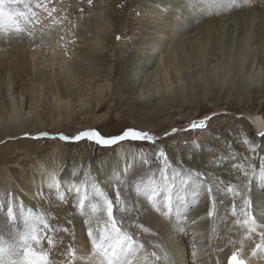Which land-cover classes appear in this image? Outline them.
I'll list each match as a JSON object with an SVG mask.
<instances>
[{"label":"rangeland","instance_id":"obj_1","mask_svg":"<svg viewBox=\"0 0 264 264\" xmlns=\"http://www.w3.org/2000/svg\"><path fill=\"white\" fill-rule=\"evenodd\" d=\"M28 2L34 5L37 0H28ZM43 2L47 4L48 8H55L56 11L49 15L47 12L34 9L38 13V20L32 23L19 19L17 21L19 26L28 31L22 34L15 33L7 20L4 22V27L0 28V40L3 38L6 44L13 45L11 50L15 51L14 53L22 55L30 49H44L48 57H50L49 54L56 55L52 62L48 58L46 62L42 63V60L38 64L36 74H34L35 87L32 86L31 89L27 82H22V85L21 82L13 81L11 93L20 100L21 96L27 98L28 92L40 88L45 93L52 91L60 98L62 95L61 85L64 87L67 85L66 88L74 95L75 101L74 104L72 103L71 109L61 105L47 122L43 120L42 124L41 121L38 122L41 124L40 131L37 130L38 132L33 134L32 131L36 130L30 128V134L10 136L11 138L8 137L0 142V150L8 153L7 159L0 161V170L10 171L13 177L10 178L9 188L0 179V192L3 193L1 197H4L0 199V210L4 209V212L0 211V264H3L1 263L3 261L4 264H11L14 259H17L16 252L19 251L22 233L33 234L37 231V234H41L45 238L47 235H51L48 234L45 224L42 225L41 219L35 214L44 216L39 207L46 200L55 203L58 199L50 196L52 192L45 194L42 191L40 195L31 198L29 193L21 191L19 184L21 180L18 176L22 177L23 175L22 167L19 164H11V162L17 156L25 157L26 155H29L26 156L28 157L27 162L36 159L47 163L51 161L59 163L56 171L51 170L53 172L59 170L57 172L59 175L54 180L60 182L58 184L62 187L60 189L70 193V196L69 194L65 195L66 199L73 198V202L67 206L68 214L71 216L64 217L60 211L55 213V216L53 215L51 219L47 220L46 224L50 227L65 229L71 224L76 239L79 236L80 227H83L86 234L89 226L93 230H99L107 221L105 200L111 199L114 204V218L118 222L123 221V223H118V227L131 235L139 244L144 245L140 255L143 257L145 254H149L148 264H156L150 256L153 252L161 257L169 256L173 264H186L189 259L193 261V251L197 253L196 264H212L213 261H209V259L211 260L210 256L215 247L218 249V245L223 248H228L230 245L236 246L231 243L233 234L230 233H234L232 221L237 215H232L233 206L237 205L236 197L240 196L233 195V192L239 190L242 195L243 192L245 193V200L251 202L247 208V212H250L251 215L255 211L253 209H256L254 198L256 193L258 196H262L255 191L252 179L246 182L243 171L239 173L232 168L235 164H241L244 151L251 153L252 172H259L257 169L260 170L261 159L264 158V136L261 135L264 133V7L262 6L264 0H253L251 6L246 5L244 0H236L238 6L221 8L218 9L219 12L212 6L216 12L213 11L210 14L207 13L205 6H202L204 4L202 0H172L171 6L166 7L176 10V14L173 13L169 17L171 21L168 22V26L173 28L176 34L175 32L170 34L172 39L163 53L164 56L157 54L156 64L147 72L142 69L143 64L147 61L146 56L151 52V48L157 43L155 42L157 38L155 30L151 29L165 24L162 21L163 17H158L155 13L152 14L155 5L151 4V0H91V2L89 0H43ZM163 5L165 4H159L156 9H161ZM23 9L24 5L21 4L13 5L10 10ZM8 10L6 7V11ZM205 12L211 17H216L217 14V19L224 20L223 22L227 26L223 31L222 41L216 36L215 38L208 36L210 38H207L209 45L201 58L200 52L196 48L195 33L186 29L194 22L198 26L204 24L205 21H202V18L206 16L209 18ZM164 15L166 16L167 13ZM189 17L193 19H188ZM198 28L196 27L194 30ZM153 31L154 33H151ZM248 38V42L243 43ZM8 51L0 46V53L7 54ZM167 51L174 58L178 68L182 70V75L184 74L186 77L184 81L186 90L179 95L181 97H170L163 102L162 110L155 109L151 107L152 105L148 107L147 111L155 109L153 110L155 112L167 113L165 117L173 125L171 132H168L167 135L158 136L155 133V127H153L157 123L153 124L149 130H143L140 120L130 114L127 100L131 104L132 94L143 92L146 83L153 81L156 74H163V69L169 67L170 63L166 58ZM61 56L70 58L68 62L69 74L66 76H63V71L60 70ZM197 56L199 57L197 58ZM199 58L202 60L197 62L199 67L196 68L194 66ZM192 72L197 74L196 78L193 77ZM254 74L262 79L247 93L242 91L240 94V89L238 92L237 88L232 87L240 81L241 77L251 78L255 76ZM223 77L227 82L224 83L223 88H220L218 84H215V80ZM206 81L210 83L211 89L204 94L201 90ZM229 82H233V85L230 86ZM102 84L107 88L105 101L101 100L96 90V87ZM191 86L194 87V90L191 89ZM1 90L0 98L3 100L5 93ZM85 94H88L90 104L83 108L77 101ZM120 99H123L122 104L118 102ZM100 100V104L97 105ZM25 101L24 109L29 107V103ZM2 104L0 102V107ZM101 106L104 107L99 112ZM215 106H218L217 109H222L221 115L214 114ZM253 114L255 115L253 116ZM100 115H107L104 122L96 120ZM196 117L201 118L198 120ZM200 120H205L206 126L203 129L191 130L192 123ZM235 121H240V123L237 124ZM90 123L93 124V128H86ZM76 128L80 131H75ZM128 128L148 132L154 136L155 142L142 143L124 140L115 146L102 147L86 139L79 142H65L58 138H46L41 135L47 133L49 137H58L59 135L74 137L81 131L98 130L105 137H113ZM232 132L236 137H233ZM223 134L226 136L228 134V136ZM36 137L40 138L36 139ZM230 138L232 140L229 142ZM235 139L238 141L235 142ZM172 140L174 145L171 144ZM21 141L30 144L29 146H32L33 150L39 149L40 152L23 153L22 149L26 145L19 144ZM124 149L127 150H125L127 153L124 152V154L130 157L133 163L137 162L136 168L130 173V176L133 173L135 177L130 179L128 191L124 190L122 184H110L111 182L98 177L100 174L104 175L108 164H114L115 152L124 151ZM217 149L222 152L216 154ZM226 149L232 155L223 156ZM209 152L211 155L207 159ZM212 155L213 158H211ZM130 158L128 162L131 161ZM221 158L225 159L221 160ZM89 161L90 163H88ZM87 163L90 168L85 170ZM20 164L22 165L23 162ZM203 164L206 169L200 171L199 166L201 168ZM64 173H67L70 178H77L76 175H78L80 181L73 185L64 182L61 179ZM123 176L129 175L125 173ZM123 176L119 182L125 181ZM233 181L236 184H233ZM242 181H245L246 184ZM229 188H233L232 193L229 192ZM165 189L170 191L172 196L170 212L166 207L167 192ZM209 189L212 190L211 195H209ZM53 190L54 188L51 189V191ZM153 190H156L158 195L150 198ZM117 191L121 195L119 203L116 202ZM63 198L64 196L59 200H61V204L65 205L69 199L63 202ZM81 201H83V209L79 206ZM173 206L180 208H173ZM237 210L236 207V213ZM173 211L182 213L181 217H173L171 213ZM73 212H79V220L75 221L74 218L77 217L73 216ZM65 218L69 220L65 222ZM182 221L187 223L185 228L190 231L189 233L195 234L188 237L190 240L183 239L179 232L171 229V224L177 227ZM36 224L40 227L34 231L33 227ZM227 226L230 230L219 233L222 228L225 229ZM198 233H200L199 237ZM253 235L257 237L256 233ZM45 238L44 242L41 240L40 246L34 245V249L37 252H48L50 258L53 256L51 255L52 250L48 251V248L45 250L43 247L45 244L48 246L47 238ZM253 244L254 242L251 243V245ZM49 260H58L57 264L62 262L57 256Z\"/></svg>","mask_w":264,"mask_h":264},{"label":"bare ground","instance_id":"obj_2","mask_svg":"<svg viewBox=\"0 0 264 264\" xmlns=\"http://www.w3.org/2000/svg\"><path fill=\"white\" fill-rule=\"evenodd\" d=\"M171 1L172 0H151V4L153 6L155 5V10H154V7H153L152 14L155 13V14L158 15V17H163L162 18V21L165 24L163 26H156L154 28L152 27V29H151V30H155V35H157V38H156L157 41L155 40V42H157V43H156V45L152 43L153 45H155V46H153V48H151V52L152 53L149 52L148 53L149 55L146 56L147 57V61L143 64L144 67L142 68V69L145 70V72H147L148 70H151L153 68L154 64H156V62H157V59L156 58L158 57L157 54H160V55H163L164 56L163 53H164V51H166V47L170 43V41L172 39L171 38L172 36H170V34H172V33L175 32L173 30V28H170L168 26V22L171 21V19L169 17L172 16L173 13L176 14L175 13L176 10H174V9L172 10V8L166 7L168 5L171 6V3H172ZM199 1H201V0H199ZM202 1L204 2L205 0H202ZM203 2H202V4H203ZM205 2H206V5H204ZM205 2H204V4L202 6H205V9L207 10V13H209V14L210 13H213V11H215L214 10L215 8L212 7L211 0H209L208 2L206 0ZM163 3L165 5L161 6V9L160 8L159 9H156V7L159 4H163ZM156 4H158V5H156ZM262 6L264 7V5H262ZM197 8H198V6H197ZM202 10H203V8H202ZM217 11H218V9H217ZM166 13H167V15L165 16L164 14H166ZM209 14H207V15L210 18L211 16ZM209 18H207V16L202 18V21H205V23L204 24H201L202 26L199 24L201 27L198 26L194 22V24L191 23L190 26H189V28L186 29L189 32H194L195 33V39L197 40V42H196V46L197 47L196 48L200 52V54H199L200 57L205 52L206 47H208L207 45H209L208 44L209 43V40L208 39H210V38H208V36H210L212 38L213 37L215 38V36H216L217 39H220L221 40L222 37H223V31L225 29V26H227V25H225V22H223L224 20L222 21V20H218L217 19V14H216V17L215 16H212L211 17L213 19H211V18L209 19ZM188 19H191L192 20L193 18L192 17H189ZM191 20H189V21H191ZM196 27L197 28L199 27V28L196 29V30H194ZM151 33H154V31L151 32ZM175 34H176V32H175ZM247 35H248V33H247ZM0 37H1V35H0ZM243 38H245V37H243ZM248 40H249V38L248 39H245L246 42H243V43H247ZM19 43H20V41H19ZM0 46H1V48H3L4 50H7V51H8V48H9V51L7 52V54L6 53L5 54L0 53V89H2L1 92L5 93V95L3 94V100L0 98L1 104L3 103L1 105V107H0V142H2L3 140H5L6 138H8L10 136L11 137H15L17 135L29 133V131L31 129H35L36 130V131H32L33 134L36 133V132H38L37 130L40 131V128H41L40 126L42 124V120L47 122L50 119V116H52L53 114H55L57 112V109L60 108L61 105L70 107V109H71V105L74 104V101H75L74 98L75 97H74V95L72 93L69 92L68 88H66L67 85H65V87H64V85H61L60 91L62 92V95L60 96V98L54 92L47 91L45 93L40 88L35 89V91L28 92L27 98L25 96H21V99L20 100H19V98H15L12 95V93H11L12 90H13V86H12L13 85V81H16L17 83L18 82H21V84H22V82H27L28 83L27 85L32 89V86H34V76H35L34 74H36L37 66L40 63V61L43 60L42 63H44V62H46V60L48 58H50L51 60H49V61L52 62L55 59L56 55L55 54H49L50 57H48L46 55V50H44V49L43 50H32V49H30L29 51H26L24 54L20 55V54H17V52L14 53L15 51H12L11 50L12 47H13V45L6 44L5 43V39H3V38L0 40ZM147 49H149V48H147ZM78 51H79V49H78ZM75 54H76V52H75ZM65 57L66 56H61L62 59H61V64H60L61 65L60 66V70L63 71V76H66V75L69 74V71H68L69 70L68 62H69V59L70 58H65ZM198 57L199 56H197V58ZM74 58H75V56H74ZM77 58H78V56H77ZM84 58L86 59V57H84ZM166 58H168V61H169L170 65H169V67H166L165 69H163L164 70L163 74H161V75L156 74V76L154 77L153 81L148 82V84L146 83L145 84V89H144L143 92H141V93H138V92L136 93L135 92V94H132V97L133 98H131V99L133 101H131L132 102L131 104H129L130 101L128 102V100H127V104L130 107V114H132L135 118H137V119L140 120V122L142 123V126H143L142 127L143 130L144 129L145 130H149V128L153 124L157 123V125L156 126L153 125V127H155V133H156V135L158 134V136L159 135H162V134L164 135L165 133H168V132H171V129L173 128V125H172V123L168 122V119L165 117V115L167 113L166 114H161L160 111H158V112L156 111L155 112L153 110H155L157 108H160L161 109L162 103L165 102L166 100H168L170 97L171 98H173V97H176L177 98V96L178 97H181L179 95L182 94L183 92H185V90H186V88H185L186 86L184 87V81L186 80L185 79L186 77H184L185 76L184 74L182 75V73H181L182 70L180 68H178V66L175 64L174 58L170 55V53L168 51H167V57ZM153 60H155V61H153ZM199 60H202V59L199 58L197 61L195 60L196 61V66H194V67H196V68L199 67V65H197V62ZM7 64H9V65H7ZM161 73H162V71H161ZM192 74H194V73L192 72ZM143 75H144V73H143ZM196 75L197 74H194L193 77L196 78ZM214 75L216 76V74H214ZM191 78H192V76H191ZM197 79H199V78H197ZM225 79L226 78H224V77L223 78H220V79L217 78L216 80L214 79L215 80V84H218V86L220 88H223L225 86L224 83L227 82V81H225ZM261 79H262V77L257 76V74H256L254 77H251V78L241 77L240 81L237 84H234L233 85V82H229V83H230V86L233 85L232 87L234 89L237 88L238 89L237 90L238 92L241 91L240 92V94H241L242 91H245L247 93L249 90L253 89V87L255 85H257L260 82ZM71 81L72 80H70V82ZM203 85H204V87H202L203 89L201 91L204 94H206L207 91H209L211 89V85L207 81L204 82ZM192 86H194V85H192ZM192 86H191V89L194 90V87H192ZM11 87H12V89H11ZM108 88H109V86H108ZM106 89H107L106 86H104L103 84L102 85H98L96 87V90H97V93H98L97 95L101 97V100L102 101H105V99H106V96H105ZM239 89H240V91H239ZM28 90H30V89H28ZM188 90H190V89H188ZM231 90H233V89H231ZM237 94H239V93H237ZM28 96H29V98H28ZM24 100H26L25 102L29 103V107H26L25 109H24V106H25L26 103H24ZM101 100L97 102L98 103L97 105L100 104L99 102H101ZM175 100L177 101V99H175ZM124 101L126 102L125 99H124ZM78 102H79V105L82 106L83 108L87 107L90 104V100L88 98V94L83 95L82 98L78 99L77 103ZM118 102H119V104H122L123 99H120ZM150 105H152L151 107H154L155 109H153L151 111L148 110L149 111L148 112L147 109H148V107ZM103 107L104 106H101L99 108V112L103 109ZM215 108H216V110H213L214 114L215 115H218L217 113H219L221 115V110L222 109L221 110L220 109H217L218 106H215ZM254 115L255 114H253V116ZM106 116L105 115H100V116L97 117L96 120L98 122H104V120L106 119ZM190 117H193V116H190ZM196 118L199 120L201 117H196ZM40 121H41V124H39ZM240 121H238V122L235 121V123L239 124ZM86 128H88V129L93 128V124L90 123L89 126H86ZM75 131H80V130L78 128H76ZM231 134L233 135V137H236L235 134H234V132H232ZM224 136H226V135H224ZM227 136H228V134H227ZM232 138L229 139V142L232 140ZM237 141L238 140L235 139V142H237ZM19 144L26 145L22 149L23 150V153L24 152L25 153L26 152H29L30 153L31 151H35L36 153L37 152H40L39 149H34L33 150V147L32 146H29L30 144H27V143L25 144L23 141H21ZM171 144L174 145L173 140H172V143ZM221 145H222V143H221ZM125 150L126 149H124V151L121 150V151H116L115 152L116 154H115V158H114L115 159L114 164L113 165L108 164L107 167H106L107 169H106L104 175H101L100 174V176H98L99 179H103L104 181L111 182L110 184H116V185L117 184H122V186L123 185H126V186L127 185H130V183H131V180L130 179H132V178L135 177V174L132 173L131 176H130V173H131V170H134V168H136L137 162L136 163H133V160L130 157H128L126 154H124V152L127 151V150L126 151ZM226 150H225L226 153L224 152L223 153V156H226L227 154H230V153H228V150L227 151ZM35 152H33V153H35ZM219 152L221 153L222 150L218 151V149H217L216 154H218ZM243 154H244V157L242 158V162L239 165L241 166V168L243 170H246L249 173H252L251 175H249L247 177L246 182L250 181L249 179H252V183H253V187L255 188V191L259 192L258 193L259 195H262L260 197L256 193V197H254V198H255V201H256L255 202L256 203L255 204L256 210L258 211L259 215L261 216L260 219L261 220H264V199H263L264 198V192L262 194L260 193V189L264 190V180L263 181L261 180V177L257 174L258 172H254V171L252 172V169H253L252 168L253 167V159L251 157L250 151H249V153H247V152L244 151ZM23 155L25 156L26 154H23ZM210 155H211V153L209 152V154H208V156L206 158L208 159V157H210ZM230 155H232V154H230ZM26 156H29V155H26ZM26 156L25 157L21 156L22 158L20 156H17L11 162V164H14V165L19 164L22 167V171H23L22 174L23 175H22V177L21 176L20 177L18 176V178H20V180H21L20 183H19L21 185V191L22 192H25V193L26 192L29 193V195H31V198L32 197H35L37 195H40V193L42 191L45 194H50L52 192V194L50 196H52L55 199H58L55 203L52 202V201L46 200L45 203L42 204L41 207H39V209L41 210V212L44 214V216H41L40 214H37L38 216H40L42 218V220H43L42 223L43 224H46L47 223V220L51 219L53 217V215L55 213L59 212V211L64 214L63 215L64 217L65 216H71V214H68V209L69 208H67V206H68V204H70V202H73L72 201L73 198L72 199H70V198H67L66 199L65 198V195L66 194H69V196H70V193H66L65 191H63L62 189H60V188H62L61 185H58V184H60V182L58 180L57 181L54 180V178L57 175H59V173H57L59 170L57 172L51 171V170L56 171V168H58V164L59 163L56 164L55 161H51V162H48L47 163L46 161H41V160L40 161L39 160L37 161L36 159H31V160H28V162H27L26 160H27L28 157H26ZM131 156H133V155H131ZM240 156L242 157L243 155H240ZM240 156H238V157H240ZM7 157H8V153H5L2 150H0V161H5L7 159ZM213 157L214 156L212 155L211 158H213ZM216 157L218 158V155H216ZM89 158H87V159H89ZM129 158H130L131 161L128 162V159ZM207 159L205 160V162L207 161ZM223 159H225V158H221V160H223ZM20 162H23V164L21 165ZM122 162H123V164H122ZM88 163H90V161ZM88 163H87V165L84 164L85 167H87L85 170H88L90 168L88 166ZM130 163H131V165H130ZM129 165H130V169H129ZM21 167H19V168H21ZM184 168L187 169V167H184ZM201 169H206L205 168V164H203V166H201V168L199 166V170L200 171H201ZM220 170H222V169L220 168ZM223 170H224V168H223ZM232 170H236V168H232ZM0 171L3 172V173L0 172V179L2 181H4L5 184L7 185V188H9L10 187V185H9L10 178L11 179L13 178L11 176L10 171H6V172H5V170H0ZM125 173L127 175H129V176H125L124 177L123 175ZM239 173H241V172H239ZM229 174H230V172H229ZM62 175L63 176L61 177V179H63L64 182H69V184H72V185L74 183L77 184L80 181V176H78L76 174L75 175L77 176V178H75V177L70 178V176L68 177V174L67 173H64ZM103 176H104V178H103ZM122 176L125 178V181L123 179V181H124L123 183L122 182H119L120 181V178ZM238 180H239V178H238ZM243 182L245 183V181H242V183ZM234 183L235 182L233 181V184ZM110 184H109V187L111 188ZM254 184H255V186H254ZM237 185H238V182H237ZM237 185H233V186H237ZM260 186H262V187L260 188ZM53 188H54V190L51 191V189H53ZM58 189H59V191H58ZM231 189H233V188H231ZM243 189L245 190V188H243ZM248 189H250V188H248ZM213 191H214V189H213ZM0 193H1L0 194V199H3L4 197L3 198L1 197V195L3 194L2 191ZM246 194H248V193H246ZM62 196H64L63 202H65L66 200L69 199V201H68L69 203L67 202L65 205L61 204L60 203L61 200H59V198H61ZM242 196H243V199L241 198V196L239 198L236 197V200L239 203H244V200H245V193L244 192H243V195ZM242 207H244V206H241L239 208H242ZM46 208H48V210H46ZM253 210H255V209H253ZM73 216H76L77 218H74ZM73 216L72 217L75 219V221L76 220H79V212H76V213L73 212ZM68 220L65 218L64 221L67 222ZM258 222L259 221H257V223ZM78 224H79V222H78ZM235 225H236L237 228H239L242 224L240 222H235ZM235 225L233 224L234 230L236 229ZM258 225H261V224L258 223ZM179 227H181V226H179ZM68 228L71 229V234L66 233V232H61V231H57V232L51 234L54 238H56L58 240L62 238L61 240H59L61 242L66 241V245H64V246H62V243H60L59 250L53 248L52 251H51L52 252L51 255H54L53 258H56V256L59 257L62 260L61 264H64V261L65 260H68L70 262V264H89V261L92 259V255H93L92 250H91V247H90V244H91L90 238L87 236L86 232L84 233L83 227H80L79 228L80 232H79V236H78L77 239L74 236V232L72 231V229H74V228H72V225L71 224H70V226ZM171 229H175L177 232H179L178 231V226L175 227L174 224H171ZM148 230H149V228H148ZM256 230L264 231V228L257 227ZM35 234H37V231L35 232ZM243 236H244V234L241 231L239 232V234H236V246H231V247L227 248L223 252L225 263H223V261L221 260L220 250L217 249L216 247H215V250H213V255L211 254V256H210L212 260L209 259V261H213L212 264H226L227 259H228L229 255H230V253L231 252L234 253L236 251H237L236 253H237L238 256H240L241 258L247 257L245 259H248V255H244V252L241 250V248L237 244V239L238 238L240 239ZM179 238H180V236H179ZM184 238L185 239H188L187 237H184ZM68 242H70V243H68ZM43 247L45 248V250L48 248V246L46 244ZM0 252H1V250H0ZM61 252L64 253L63 256L60 255ZM257 258L259 260H261L262 263H259L258 262V263H254V264H264V258L259 257V256ZM57 262H59V261L57 260ZM192 262L193 261H191V263ZM1 263L4 264V261L1 262ZM141 264H143V263H141ZM186 264H190L189 260L186 262Z\"/></svg>","mask_w":264,"mask_h":264},{"label":"snow or ice","instance_id":"obj_3","mask_svg":"<svg viewBox=\"0 0 264 264\" xmlns=\"http://www.w3.org/2000/svg\"><path fill=\"white\" fill-rule=\"evenodd\" d=\"M91 2V0H89ZM244 3L248 6H251L253 0H244ZM24 5L23 10L12 11L10 10L13 5ZM211 4L213 7L217 9L227 8V7H236V0H211ZM6 7L9 9L6 11ZM34 9H39L42 12H47L51 15L52 12L56 11L55 8H48L47 4L43 2V0H37V3L34 5L29 3L28 0H0V28L4 27V22H7L13 27L15 33L22 34L27 29H22L17 21L19 19H24L27 23H32L35 20H38V13ZM31 32L29 31V35ZM206 126L205 120H200L198 122H193L191 125V130L194 129H203ZM175 132V129H173ZM42 136L46 138L56 139L58 138L61 141H74L79 142L81 140H89L97 145L102 147H110L115 146L121 141L129 140L132 142H142V143H154L155 139L154 136L149 134L148 132L128 128L122 131L121 134L113 137H105L103 136L98 130H86L81 131L74 137H69L66 135H59L58 137H49V134L43 133ZM167 135V133H165ZM264 136V133H261ZM40 137H36L39 139ZM254 150V149H253ZM237 172L243 171V175L245 179L251 173L246 170H243L240 165H234ZM261 179H264V158L261 159L260 164V171L257 173ZM167 192L166 196V207L168 211L171 210V202L172 196L170 191L165 189ZM209 195H211L212 190L209 189ZM230 192H233V189L229 188ZM158 195L156 190L151 192L150 198H154ZM233 195L241 196L243 199L242 193L239 190L233 192ZM121 199L120 193L117 191L116 193V202L119 203ZM250 201L244 200V209L243 214L245 219L243 224L248 225L247 231L249 233L255 232L257 227L264 228V225H258L255 218L249 217L247 208L250 206ZM106 210H107V221L105 222L103 228L99 230H93L91 226L87 231V236L91 240V250H92V259L89 261V264H148V255L145 254L141 257L140 253L143 250L144 245L139 244L134 238L123 232L120 227H118V223H123V221H117L114 216V204L111 199L105 200ZM80 208L83 209V201L80 202ZM238 205L233 206L232 215H236L235 208ZM11 213V210H9ZM45 228L48 230L49 233H55L57 231H62L71 234V229H57L54 227H50L49 225L45 224ZM95 233V234H94ZM257 235L260 236L261 243L256 244L255 248L252 250V257H262L264 258V231L257 232ZM45 237L40 234H31L29 232L22 233L20 235V243H19V251L16 252L17 259H14L11 264H52L49 260L48 252L41 251L37 252L34 249L35 246H40L41 240ZM47 244H48V251H51L53 248L59 250L60 243L58 239L54 238L52 235H47ZM63 252L60 255L63 256ZM153 262L158 260L159 257L155 252L150 254ZM196 251L192 252L193 257V264H196ZM64 264H70L68 260L64 261ZM229 264H251L250 261H246L244 259H239L237 257V253L234 252L229 259Z\"/></svg>","mask_w":264,"mask_h":264}]
</instances>
